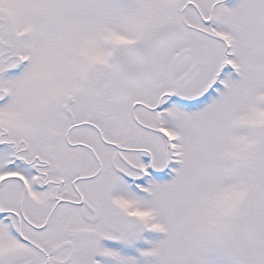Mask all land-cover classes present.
Instances as JSON below:
<instances>
[{"label":"snow or ice","instance_id":"snow-or-ice-1","mask_svg":"<svg viewBox=\"0 0 264 264\" xmlns=\"http://www.w3.org/2000/svg\"><path fill=\"white\" fill-rule=\"evenodd\" d=\"M0 264H264V0H0Z\"/></svg>","mask_w":264,"mask_h":264}]
</instances>
